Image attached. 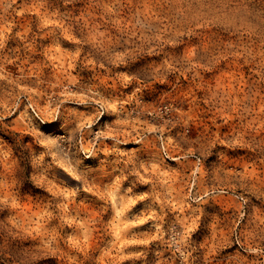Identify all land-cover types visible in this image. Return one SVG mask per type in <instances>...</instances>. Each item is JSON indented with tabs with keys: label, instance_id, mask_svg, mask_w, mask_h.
<instances>
[{
	"label": "rangeland",
	"instance_id": "374dc122",
	"mask_svg": "<svg viewBox=\"0 0 264 264\" xmlns=\"http://www.w3.org/2000/svg\"><path fill=\"white\" fill-rule=\"evenodd\" d=\"M262 74L264 0H0V264L264 260Z\"/></svg>",
	"mask_w": 264,
	"mask_h": 264
},
{
	"label": "clouds",
	"instance_id": "9594fccd",
	"mask_svg": "<svg viewBox=\"0 0 264 264\" xmlns=\"http://www.w3.org/2000/svg\"><path fill=\"white\" fill-rule=\"evenodd\" d=\"M129 3L130 5H132V0H129ZM133 7H129V12L133 11ZM191 45H194L196 47H199V41H190L188 42L187 44H185V47L187 46H191ZM183 49L180 50V52H177L176 49H169V50H166L165 52L161 53L160 54V58L163 59L165 56L167 55H172V56H176V55H180L182 53ZM201 52L204 53L205 56H208L207 59L204 60V62L202 64H200L199 66L201 68L204 69V76L203 78L208 80V81H214L216 79V77L223 71H230L231 69L228 68V66H224V67H220L218 66V63L217 61L215 60L214 57H211L209 56V54L201 49ZM199 55V54H197ZM149 61H145V63H148ZM261 79L264 80V74L261 75ZM251 80V78H250ZM177 84H179L180 82L177 81L176 82ZM252 86L253 87H256V84H255V81H252ZM172 87H175L174 85ZM207 102V101H205ZM66 124H68V122L72 119V114L71 112H69L66 116ZM60 119L59 117L57 118V120ZM56 120V121H57ZM69 133V129L67 128V131H66V134H64L65 136L68 135ZM215 143H218L221 145V148L220 149H217L216 151V156L217 158H220L221 156H228L229 155V152H226L224 151V148H228L230 150H234L233 149V146L231 145L230 142H228L227 144L225 143V140H221V139H217L215 141ZM28 145H29V140L28 139H25L23 141V147L22 148H18L17 149V153H18V158L21 159V162L22 163H26V166L28 168L29 171H31V161L33 159H35L38 155H39V152L37 149H34V148H29L28 151H25L26 148H28ZM23 153V156L21 157L20 154ZM99 158V157H97ZM106 163L105 160H101V165L103 166L104 164ZM249 206L251 207V202H249ZM232 233H235V228H233L232 230ZM160 238L162 239V234L160 236ZM236 250V247L234 246L233 247V251ZM177 251H179V249H177ZM245 251H249V252H257L258 251V246L257 247H253L251 245H249V247L247 249H245ZM181 255L183 256L184 253H181ZM188 255H191V253H189ZM257 262L258 264H264V260H259V258H257ZM185 264H187V256H185Z\"/></svg>",
	"mask_w": 264,
	"mask_h": 264
}]
</instances>
